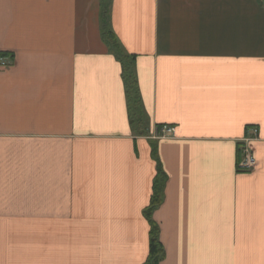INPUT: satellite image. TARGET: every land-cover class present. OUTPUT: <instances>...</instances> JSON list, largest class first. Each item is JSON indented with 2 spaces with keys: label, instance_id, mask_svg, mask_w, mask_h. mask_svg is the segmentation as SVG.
I'll list each match as a JSON object with an SVG mask.
<instances>
[{
  "label": "crops",
  "instance_id": "0c3cea01",
  "mask_svg": "<svg viewBox=\"0 0 264 264\" xmlns=\"http://www.w3.org/2000/svg\"><path fill=\"white\" fill-rule=\"evenodd\" d=\"M263 1L0 0V264H264Z\"/></svg>",
  "mask_w": 264,
  "mask_h": 264
},
{
  "label": "trees",
  "instance_id": "16d2710c",
  "mask_svg": "<svg viewBox=\"0 0 264 264\" xmlns=\"http://www.w3.org/2000/svg\"><path fill=\"white\" fill-rule=\"evenodd\" d=\"M106 18H107V10L103 8L102 10V20H103V26H102V38L107 43L108 47L112 52L115 53L118 60L122 62V65L124 67V75H125V83H126V90L128 93V97H130V111H132V123L138 124L137 119L135 118V115L137 114V110H135V107H137V97H136V90H135V84L133 82V79L131 77L130 73V65L128 66V63L125 59V57L121 54L118 45L116 41L114 40V36L112 33L107 31L106 29ZM132 103V104H131ZM153 156L155 158V149H153ZM157 172L158 175L154 181V190L152 194V198L150 201V206L148 209V212L151 211L154 207H156L161 199H162V188L164 183V178L162 176V171L157 165ZM149 214V213H148ZM150 219V218H149ZM149 254L148 258L145 264H158L161 256H162V249L158 240V232L154 224L150 221V233H149Z\"/></svg>",
  "mask_w": 264,
  "mask_h": 264
},
{
  "label": "built area",
  "instance_id": "2783aa9c",
  "mask_svg": "<svg viewBox=\"0 0 264 264\" xmlns=\"http://www.w3.org/2000/svg\"><path fill=\"white\" fill-rule=\"evenodd\" d=\"M264 6V1H263ZM0 65H5L4 59L0 58ZM173 133V129L168 126H163L158 130V136L159 137H167ZM256 134V131H253V135ZM252 139L247 138L244 141V144L240 148L241 153V159L238 163V169L243 171H249L252 170L256 166V160L252 154V150L250 148V141Z\"/></svg>",
  "mask_w": 264,
  "mask_h": 264
}]
</instances>
